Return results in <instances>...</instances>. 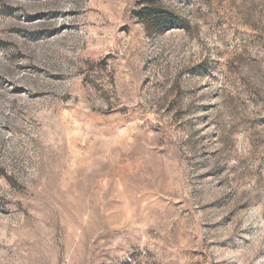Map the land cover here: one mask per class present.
<instances>
[{"label": "rangeland", "instance_id": "1", "mask_svg": "<svg viewBox=\"0 0 264 264\" xmlns=\"http://www.w3.org/2000/svg\"><path fill=\"white\" fill-rule=\"evenodd\" d=\"M0 264H264V0H0Z\"/></svg>", "mask_w": 264, "mask_h": 264}, {"label": "trees", "instance_id": "2", "mask_svg": "<svg viewBox=\"0 0 264 264\" xmlns=\"http://www.w3.org/2000/svg\"><path fill=\"white\" fill-rule=\"evenodd\" d=\"M141 19V23L149 26V23L147 22V20L150 21V23H154L153 26H155V28L159 29V28H168L170 29L171 27L177 25L181 28L183 23H177V21L171 18V15L168 14L166 11H162L159 10L156 13H150L146 19L140 18Z\"/></svg>", "mask_w": 264, "mask_h": 264}]
</instances>
